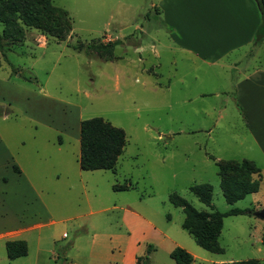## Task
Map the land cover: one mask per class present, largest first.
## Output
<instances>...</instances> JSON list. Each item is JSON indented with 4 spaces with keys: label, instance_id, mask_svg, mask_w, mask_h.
Wrapping results in <instances>:
<instances>
[{
    "label": "rangeland",
    "instance_id": "1",
    "mask_svg": "<svg viewBox=\"0 0 264 264\" xmlns=\"http://www.w3.org/2000/svg\"><path fill=\"white\" fill-rule=\"evenodd\" d=\"M51 1L71 19L64 41L27 27L21 42L1 40L0 112L9 114L0 117V138L49 208L50 218L40 215L33 222H54L26 235L29 247L22 258L8 260L1 243L0 264H108L90 255L111 252L102 235L125 232V208L146 216L177 242H187L196 256L194 264H264V219L253 215L264 211L262 168L253 162L261 174L257 194L231 206L217 175V161H251L252 155L231 95L230 72L210 69L177 51L158 0ZM2 30L0 23V34ZM116 40L112 64L86 49ZM253 45L246 61L264 68V37ZM95 117L122 129L125 146L113 170L82 172L79 123ZM82 180L88 181L94 211L88 216ZM67 183L72 192L61 194ZM196 184L211 185L214 210L245 211L223 219L220 254L194 243L181 229L182 210L168 201L175 193L196 211L210 212L189 191ZM114 185H127L128 190L113 191ZM113 205L117 209L97 213ZM14 207L30 212L35 205L19 199ZM75 215L71 222H60ZM78 215L92 222L89 234L81 229L84 218ZM138 244L136 259H144L151 246L148 264H175L170 240Z\"/></svg>",
    "mask_w": 264,
    "mask_h": 264
},
{
    "label": "crops",
    "instance_id": "2",
    "mask_svg": "<svg viewBox=\"0 0 264 264\" xmlns=\"http://www.w3.org/2000/svg\"><path fill=\"white\" fill-rule=\"evenodd\" d=\"M158 4L165 18L167 36L177 51L210 69L220 67L230 72V85L233 90L231 95L236 111L244 123L247 143L252 154L249 159L258 163L264 172V68L246 61L252 54L250 48L254 47L255 34L261 22L256 3L253 0H158ZM230 56H233L231 62L224 63V60ZM104 62L113 63V61ZM7 116L4 114L0 117ZM0 168V244L2 243L5 249L7 241L22 240L25 241L28 252L29 242L26 235L54 221L33 222V218L40 215L50 218L49 208L43 200V194L35 188L1 138ZM14 168H17L18 172ZM82 174L84 173H76L78 177H82ZM85 177L88 178L84 176V179H87ZM80 185L85 196L86 208L89 210L86 214L88 216L94 212L87 193L88 181L82 180ZM71 189L72 184L67 183L60 193L70 194ZM19 199L23 203L34 204L35 211L32 209L30 212H25L14 207ZM109 209H117V206L100 208L97 213ZM123 211L121 225L125 232L103 234L102 237L105 242L108 241L111 252L104 253L98 258L90 255L91 259L108 264H136L138 242L156 239L161 242L170 240L174 245L173 249L175 247L185 249L192 255L191 264H194L196 256L187 242L183 241L184 244L177 242L164 230L157 228L152 220L135 210L125 208ZM86 215L78 216L84 218L81 229L87 235L94 227L92 222L86 220ZM75 218L76 215L67 216L60 222L68 223ZM77 241L78 235L74 237L70 248L74 249Z\"/></svg>",
    "mask_w": 264,
    "mask_h": 264
},
{
    "label": "trees",
    "instance_id": "3",
    "mask_svg": "<svg viewBox=\"0 0 264 264\" xmlns=\"http://www.w3.org/2000/svg\"><path fill=\"white\" fill-rule=\"evenodd\" d=\"M257 8L260 14V25L255 34V40L264 37V0H258ZM0 23L3 30L1 40L15 44L24 38V28H33L42 35L56 41H64L72 30L71 19L66 11L55 7L51 0H0ZM119 41L101 45H88L86 49L94 51L104 61H114L113 49ZM80 48L82 46H79ZM78 48V50H80ZM8 111L0 112V116ZM125 146V133L122 129L111 125L102 118H90L79 123V168L83 171L113 170L118 157ZM217 175L222 196L227 205H234L247 195L257 193L260 189V170L253 162L217 161ZM18 172L17 168H14ZM113 191H126L127 185H114ZM189 191L210 212L196 211L186 200L173 193L168 201L174 207L180 208L184 214L181 228L193 239L201 249L220 254L223 249L218 239L223 227V219L230 216H239L245 213L240 209H231L225 213L214 210L212 206V187L209 184H196L189 187ZM152 247L147 249V256L137 258V264H148V254ZM6 256L9 260L23 257L27 254L25 241L15 240L5 243ZM175 264H191L193 257L186 250L175 247L169 254ZM235 264H260L258 260H245Z\"/></svg>",
    "mask_w": 264,
    "mask_h": 264
},
{
    "label": "water",
    "instance_id": "4",
    "mask_svg": "<svg viewBox=\"0 0 264 264\" xmlns=\"http://www.w3.org/2000/svg\"><path fill=\"white\" fill-rule=\"evenodd\" d=\"M253 1H254V2L256 3V5H257L258 0H253ZM253 215H254L255 217L259 218V219H264V211L255 212Z\"/></svg>",
    "mask_w": 264,
    "mask_h": 264
}]
</instances>
